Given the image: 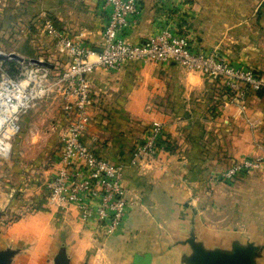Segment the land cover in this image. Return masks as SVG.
<instances>
[{
  "label": "crops",
  "instance_id": "crops-1",
  "mask_svg": "<svg viewBox=\"0 0 264 264\" xmlns=\"http://www.w3.org/2000/svg\"><path fill=\"white\" fill-rule=\"evenodd\" d=\"M21 1L13 0L17 14L10 31L11 37L22 40L18 50L38 57L54 50L41 30L42 13L66 34L94 48L101 45L105 18L101 0ZM259 6L252 0H139L125 37L139 41L170 24L184 32L194 48L215 50L234 63L264 72V14L255 12ZM87 78L93 102L81 139L103 157L125 162L123 185L129 203L121 226L106 236L103 227L78 222L72 205L64 208V216L70 211L78 222L74 221L75 239L71 235L64 241L68 264H195L193 251L182 243L190 230L205 247L224 245L228 231L218 225L225 219L213 216L224 214L222 204L235 192L227 190L224 181L211 178V172L246 150L264 154V94L247 93L239 104L223 103L214 99L210 78L173 62H127L115 69L98 66ZM70 112L64 102V124ZM151 120L162 123L172 149L147 164L128 165L129 148ZM237 178L230 184L244 186L236 195L253 198L252 226L250 231L243 228L232 234L262 246L255 264H264V206L256 202L264 198V174ZM212 183L223 191H206ZM37 245L40 248L35 250L44 253L46 244ZM23 259L22 264H50L27 251Z\"/></svg>",
  "mask_w": 264,
  "mask_h": 264
},
{
  "label": "built area",
  "instance_id": "built-area-1",
  "mask_svg": "<svg viewBox=\"0 0 264 264\" xmlns=\"http://www.w3.org/2000/svg\"><path fill=\"white\" fill-rule=\"evenodd\" d=\"M105 18L101 45L91 47L66 34L53 19L42 13V32L55 52L65 58L53 72V65L36 63L31 57L0 58V159L8 156L11 139L19 130V114L33 100L51 92L70 107L71 117L58 130L53 169L45 180V198L57 209L72 205L81 222L91 221L114 233L122 223L128 201L123 185L125 162L112 161L95 152L81 139L90 122L91 86L87 74L95 67L115 69L127 62H173L216 81L226 91L224 101L239 104L247 93L264 94V72L234 63L215 50L194 48L187 35L170 24L152 34L130 41L125 37L129 17L139 9V0H101ZM41 60L39 57H37ZM14 61V74L3 61ZM64 107V106H63ZM170 139L162 123L151 120L142 137L128 151L127 164L149 163L169 152ZM264 169V154L233 158L213 172L211 178L227 181L254 170Z\"/></svg>",
  "mask_w": 264,
  "mask_h": 264
},
{
  "label": "rangeland",
  "instance_id": "rangeland-1",
  "mask_svg": "<svg viewBox=\"0 0 264 264\" xmlns=\"http://www.w3.org/2000/svg\"><path fill=\"white\" fill-rule=\"evenodd\" d=\"M24 1L28 2L29 0H22L21 4H25ZM252 1L254 4L258 2L260 4L255 12L264 14V0ZM3 2L4 6H0V54L5 55L9 52L23 58L28 57L30 53H24L17 49L18 43L22 40L14 39L10 33L12 26H14L12 24L13 18L17 14L12 10L16 4L13 3V0H4ZM3 20L5 21L3 22ZM31 28L35 29L33 26ZM26 45L29 44L26 43ZM30 57L37 58L38 56L31 55ZM39 58L42 61L51 63L53 72H56L57 67L64 63V57L53 49ZM7 61L6 59L3 61V63H6L5 70L13 75L14 68H11ZM63 106L64 100L51 92L44 97L33 100L27 107L22 109L19 114V130L11 139L8 156L5 159H0V252L9 251L8 264H14L15 262L22 264L26 251L42 262L49 260L50 264H55L64 256L65 239H70L73 234L76 237L78 230H73L74 221L76 223L81 221L76 219L77 222L74 218L72 219L74 216L70 211L67 213L70 216H64V209H57L45 198V180L51 172V161L57 148V133L64 125ZM251 153V150H246L241 155L234 157L241 158L251 155ZM249 174H259L260 176L264 174V169L254 170ZM238 179L234 177L223 182L227 185L226 189L232 190L235 195L233 199L228 200L227 204H222L225 207L222 216H213L214 218L219 219L222 217L225 219L223 224L218 226L225 227L228 231L226 236L229 235L232 238H223L224 245L205 247L202 243L199 244L194 240V233L190 230L188 236L182 239V243L188 245L189 252L197 249L195 264H217L216 261L219 259L223 260L221 261L223 264H226L229 259L232 260V264L256 263V258L262 246L254 244L252 240L243 241L242 238V241H240L238 240L240 236H233L234 232L237 230L242 232L241 229L243 228L250 231L249 227L252 226L250 222L251 207L253 206L252 196L243 195V193L236 195L241 186H244V183L241 185L233 184V186L230 184ZM215 184L212 183V188L207 185L206 191H211V189L212 192L216 189L223 191L221 188H216ZM231 196L233 197V194ZM259 200L264 206V198H256V202ZM245 223L247 224L243 226ZM103 234L107 235L106 233ZM255 234L257 236V233ZM248 236L252 237L254 234H248ZM73 239L75 238L73 237ZM40 241L46 244L44 253L35 250L36 246L38 249L40 248L37 245ZM193 244L196 245L193 247ZM45 246H43V250ZM213 249H218L225 254L217 252L208 254L206 252ZM16 252L20 253L16 254L18 257L14 256L12 260ZM197 252L201 253L200 259Z\"/></svg>",
  "mask_w": 264,
  "mask_h": 264
},
{
  "label": "water",
  "instance_id": "water-1",
  "mask_svg": "<svg viewBox=\"0 0 264 264\" xmlns=\"http://www.w3.org/2000/svg\"><path fill=\"white\" fill-rule=\"evenodd\" d=\"M9 55L11 56V57H13V58H18V59H20V58H22L21 56H19V55H17V54H15V53H9ZM3 57H5V55L4 54H0V58H3ZM25 59L27 58V57H24ZM30 60H32V61H34V62H36V63H40V64H44V65H48V63L46 62V61H42V60H39L38 58H34V57H31L30 58ZM196 244H193L192 246L194 247ZM196 250L197 249H195V250H193V254L191 255V257H192V261L195 263V256H196ZM206 252H208V254H211V253H220V254H225V253H223L222 251H220V250H218V249H213V250H207ZM9 251L7 252V251H4V252H0V264H8V260H9ZM227 255V254H226ZM197 256H198V258L200 259V256H201V253H199V252H197ZM223 257H227V256H223ZM221 261H223V260H218V261H216L217 262V264H223V262H221ZM55 264H68V262H67V258H66V256H65V254H64V256H62V258L58 261V262H56ZM226 264H232V260L231 259H229L227 262H226Z\"/></svg>",
  "mask_w": 264,
  "mask_h": 264
},
{
  "label": "trees",
  "instance_id": "trees-1",
  "mask_svg": "<svg viewBox=\"0 0 264 264\" xmlns=\"http://www.w3.org/2000/svg\"><path fill=\"white\" fill-rule=\"evenodd\" d=\"M7 63H8V65L11 66V68L14 65V61L8 60ZM210 79L213 81L214 85H216V81L214 79H212V78H210ZM214 85H213L214 99L219 100V101L222 100V99H224L227 96L226 95V91L223 88H218L217 86H214ZM172 147H173L172 141H170V144L167 145V148H169V150H171Z\"/></svg>",
  "mask_w": 264,
  "mask_h": 264
}]
</instances>
